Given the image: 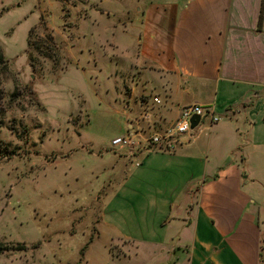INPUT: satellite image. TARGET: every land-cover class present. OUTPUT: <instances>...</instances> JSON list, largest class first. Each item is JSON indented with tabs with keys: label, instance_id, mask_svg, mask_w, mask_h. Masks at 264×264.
<instances>
[{
	"label": "crops",
	"instance_id": "obj_1",
	"mask_svg": "<svg viewBox=\"0 0 264 264\" xmlns=\"http://www.w3.org/2000/svg\"><path fill=\"white\" fill-rule=\"evenodd\" d=\"M118 2L86 16L128 62V131L162 130L188 104L219 119L173 152L99 153L110 170L88 247L104 264H264V0Z\"/></svg>",
	"mask_w": 264,
	"mask_h": 264
},
{
	"label": "rangeland",
	"instance_id": "obj_2",
	"mask_svg": "<svg viewBox=\"0 0 264 264\" xmlns=\"http://www.w3.org/2000/svg\"><path fill=\"white\" fill-rule=\"evenodd\" d=\"M14 2L0 0V264H104L88 245L110 170L99 153L128 131V62L98 45L97 0Z\"/></svg>",
	"mask_w": 264,
	"mask_h": 264
},
{
	"label": "built area",
	"instance_id": "obj_3",
	"mask_svg": "<svg viewBox=\"0 0 264 264\" xmlns=\"http://www.w3.org/2000/svg\"><path fill=\"white\" fill-rule=\"evenodd\" d=\"M152 102L160 103V99L156 96L152 97ZM198 116L197 124L191 128L190 119ZM209 119V123L216 122L219 118L214 115L211 110L199 104H188L181 107L178 117L162 130L153 132L143 131H127L123 135L114 137L110 141V147L114 150L122 152L126 157L130 158L136 152L147 150H159L164 152H173L177 146L181 145V138L185 137L191 140L194 137V130L199 128L202 120Z\"/></svg>",
	"mask_w": 264,
	"mask_h": 264
},
{
	"label": "trees",
	"instance_id": "obj_4",
	"mask_svg": "<svg viewBox=\"0 0 264 264\" xmlns=\"http://www.w3.org/2000/svg\"><path fill=\"white\" fill-rule=\"evenodd\" d=\"M262 18H263V4H261L260 9H259V13H258L257 28H259V29H260V25H261V22H262ZM36 26H37V25L31 27V28L29 29V31H28L27 39H26L27 46H26V50H25V52L28 50V45H29V41H30V39H29V37H30V33L36 28ZM45 39L48 40V43H49V44H52L53 41H52V37H51L50 34H46V35H45ZM33 44L36 45V46H35L36 48L38 47V45H37L36 43H33ZM47 46H48V45H46V49L48 48V49L52 50V48H51L50 46H48V47H47ZM5 63H6V59H5L4 56H3L2 48H1V46H0V65L3 66L2 69L5 68ZM8 249H9V247H8L6 244H2V243H0V253L3 252V251H6V250H8Z\"/></svg>",
	"mask_w": 264,
	"mask_h": 264
},
{
	"label": "water",
	"instance_id": "obj_5",
	"mask_svg": "<svg viewBox=\"0 0 264 264\" xmlns=\"http://www.w3.org/2000/svg\"><path fill=\"white\" fill-rule=\"evenodd\" d=\"M197 121H198V116H193L190 119V126H191V128H193L197 124Z\"/></svg>",
	"mask_w": 264,
	"mask_h": 264
}]
</instances>
